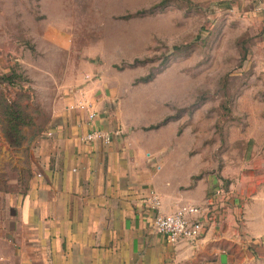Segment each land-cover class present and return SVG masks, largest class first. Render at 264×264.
Returning a JSON list of instances; mask_svg holds the SVG:
<instances>
[{
	"label": "rangeland",
	"instance_id": "374dc122",
	"mask_svg": "<svg viewBox=\"0 0 264 264\" xmlns=\"http://www.w3.org/2000/svg\"><path fill=\"white\" fill-rule=\"evenodd\" d=\"M250 8L0 0V131L11 110L28 137L55 110L98 105L146 147L169 207H207L215 224L235 208L244 224L264 207V16Z\"/></svg>",
	"mask_w": 264,
	"mask_h": 264
},
{
	"label": "crops",
	"instance_id": "0c3cea01",
	"mask_svg": "<svg viewBox=\"0 0 264 264\" xmlns=\"http://www.w3.org/2000/svg\"><path fill=\"white\" fill-rule=\"evenodd\" d=\"M239 3L264 16V0ZM77 102L28 137L21 128L16 143L0 131V264H264V207L244 224L235 208L217 224L206 216L204 234L191 243L156 234L148 194L165 190L155 161L137 141L86 142L92 131L118 127L98 105ZM166 179L175 194L179 178ZM161 199L163 213L180 207Z\"/></svg>",
	"mask_w": 264,
	"mask_h": 264
},
{
	"label": "built area",
	"instance_id": "2783aa9c",
	"mask_svg": "<svg viewBox=\"0 0 264 264\" xmlns=\"http://www.w3.org/2000/svg\"><path fill=\"white\" fill-rule=\"evenodd\" d=\"M81 109L90 110L92 107L83 103ZM96 113L90 112L89 120L92 122L96 119ZM123 131L117 128L113 132L92 131L84 137L88 143L100 141L109 145L114 138H121ZM222 193L220 190L218 194ZM150 208L154 211L152 228L156 234L165 237L168 242L178 245L182 242H194L202 237L205 232V217L208 208L202 206H180L173 213L166 214L161 211L162 199L154 190L148 194Z\"/></svg>",
	"mask_w": 264,
	"mask_h": 264
},
{
	"label": "trees",
	"instance_id": "16d2710c",
	"mask_svg": "<svg viewBox=\"0 0 264 264\" xmlns=\"http://www.w3.org/2000/svg\"><path fill=\"white\" fill-rule=\"evenodd\" d=\"M8 81L12 80V77L7 78ZM8 119V129L6 130V138L11 143H16L19 141V136L21 133V127L25 124L22 119V114L13 112L12 110L6 114ZM156 126H150L146 130L155 129Z\"/></svg>",
	"mask_w": 264,
	"mask_h": 264
}]
</instances>
